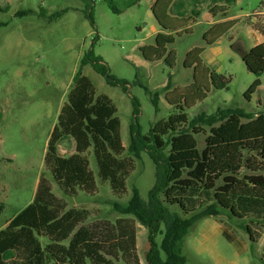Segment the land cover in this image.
<instances>
[{
    "label": "rangeland",
    "instance_id": "374dc122",
    "mask_svg": "<svg viewBox=\"0 0 264 264\" xmlns=\"http://www.w3.org/2000/svg\"><path fill=\"white\" fill-rule=\"evenodd\" d=\"M130 1L0 0V203L5 207L0 230L32 203L43 174L53 193L69 209L87 211L86 224L99 227L105 235L117 220L131 218L122 216L117 204L126 205L135 189L147 200L155 182V165L148 154L134 158L128 151L131 125L136 123L141 133L147 134L157 122L179 112L177 105L184 108L189 121L199 116H219L229 109H240L255 117L264 114V73L261 86L248 102L244 95L256 77L234 50L248 51L264 42V0H241L234 5L227 20L236 25L213 46H207L204 38L213 25L206 21L210 19L205 17L209 6L204 4V15L193 25L192 33L176 36L169 47L176 53L174 67L165 60L148 61L141 52L155 45L158 24L152 5L156 0H143L125 9ZM196 47L205 48L203 64L224 76L228 84L223 89H216L212 81L210 87L205 84L207 97L189 107L185 100H174L180 98L178 90L196 82L194 67H184L187 53ZM90 51L102 58L111 78L126 83L111 85L91 65L83 67L82 75L89 78L97 95L108 96L117 107L121 138L127 149L123 156L136 162L122 196L98 178L92 150L86 154L97 178V189L92 194L65 195L44 164L51 132L68 101L81 61ZM135 101L138 114L134 113ZM209 133L210 127L206 126L205 133L197 136L200 149ZM74 153L72 139L59 145L61 156ZM248 227L259 232L257 242L251 239ZM224 229L233 241L224 237ZM136 231L140 264H147L148 229L137 221ZM163 237L159 234L156 238L159 245ZM183 253L186 264H264V220L230 218L228 213L204 218L191 229ZM114 264L126 263L119 260Z\"/></svg>",
    "mask_w": 264,
    "mask_h": 264
},
{
    "label": "trees",
    "instance_id": "16d2710c",
    "mask_svg": "<svg viewBox=\"0 0 264 264\" xmlns=\"http://www.w3.org/2000/svg\"><path fill=\"white\" fill-rule=\"evenodd\" d=\"M141 1L132 0L125 9ZM239 1L156 0L152 13L160 32L154 46L142 48L144 58L151 62L165 60L174 67L176 53L169 47L174 45L176 36L192 33L193 25L204 15V4L209 6L205 17L210 19L206 21L213 24L204 38L207 46L215 45L236 25L227 19ZM234 50L256 77L244 95L250 102L261 86L264 42L248 51ZM204 51L205 48L196 47L187 53L184 67H194L196 82L178 90L180 98L174 101L185 100L190 107L207 97L205 84L210 87L212 81L216 89L227 87L224 76L203 64ZM87 65L109 84L126 85L111 78L102 58L90 51L81 61L68 101L51 132L44 164L65 195L92 194L97 189V178L86 156L92 150L98 178L122 196L127 192L136 162L123 156L127 149L121 138L117 107L108 96H98L89 78L82 75ZM134 108L138 114L136 101ZM177 108L179 112L157 122L147 134H142L136 123L130 127L129 153L134 158L147 153L155 165V182L147 200L135 189L126 205L117 204L119 213L131 218L117 220L112 230L102 235L99 227L86 224L89 213L69 209L42 174L32 203L0 230V264H114L119 260L140 264L137 221L149 233L147 264H186V238L202 219L228 213L230 218L264 220V114L255 117L240 109H229L219 116H199L189 121L184 108ZM204 126L210 127V133L200 149L197 136L205 133ZM65 139L75 142V153L68 157L59 154V145ZM170 207L179 210L172 211ZM4 208L0 203V217ZM248 231L251 239L258 241L259 232L249 227ZM159 234L164 235L160 245L156 242ZM223 235L233 241L227 229Z\"/></svg>",
    "mask_w": 264,
    "mask_h": 264
},
{
    "label": "crops",
    "instance_id": "0c3cea01",
    "mask_svg": "<svg viewBox=\"0 0 264 264\" xmlns=\"http://www.w3.org/2000/svg\"><path fill=\"white\" fill-rule=\"evenodd\" d=\"M239 2H240V1H239ZM239 2H238V3H239ZM238 3H237V4H238ZM155 32H156L157 34L160 32L159 25H158V28L155 29Z\"/></svg>",
    "mask_w": 264,
    "mask_h": 264
}]
</instances>
